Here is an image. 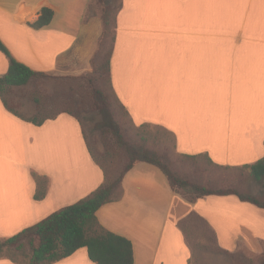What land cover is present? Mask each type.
<instances>
[{
  "label": "crops",
  "instance_id": "crops-1",
  "mask_svg": "<svg viewBox=\"0 0 264 264\" xmlns=\"http://www.w3.org/2000/svg\"><path fill=\"white\" fill-rule=\"evenodd\" d=\"M95 0H0V39L13 58L60 76H90L103 23ZM43 8L51 24L35 29ZM11 60L0 51V77ZM110 89L135 126H159L181 156L247 168L264 158V0H121ZM5 94V93H4ZM0 95V239L6 240L106 182L80 122L70 114L36 125ZM6 102V103H5ZM12 110V111H11ZM18 114V113H17ZM251 173V169H249ZM36 176L49 181L36 200ZM196 214L220 249L264 255V209L237 195L189 201L163 171L138 162L99 222L133 244L135 264H191L181 227ZM0 264H17L0 257ZM54 264H96L86 248Z\"/></svg>",
  "mask_w": 264,
  "mask_h": 264
},
{
  "label": "rangeland",
  "instance_id": "rangeland-1",
  "mask_svg": "<svg viewBox=\"0 0 264 264\" xmlns=\"http://www.w3.org/2000/svg\"><path fill=\"white\" fill-rule=\"evenodd\" d=\"M112 8L109 33L104 40L101 60L105 61L112 47L115 31V13L121 0H107ZM89 17L100 18L101 8L95 3ZM8 107L25 119H54L66 112L76 118L84 131L89 149L106 179L119 177L128 165V146L143 147L158 155L160 162L181 181H186L177 191L189 199L197 193L193 185L210 190L236 192L264 203V181H257L248 168H224L216 166L204 157H186L175 150V138L167 130L153 125L135 126L126 111L111 92L107 75L60 76L44 73L22 87H13L4 94ZM107 101L110 114H102L97 105ZM107 116L118 125V132L108 129ZM181 227L193 249L191 264H261V256L250 257L244 252L232 254L220 249L209 225L196 214L183 220ZM12 246L11 252L28 264L32 254L30 242ZM35 240L33 246H37ZM9 252L7 251L6 254Z\"/></svg>",
  "mask_w": 264,
  "mask_h": 264
},
{
  "label": "trees",
  "instance_id": "trees-1",
  "mask_svg": "<svg viewBox=\"0 0 264 264\" xmlns=\"http://www.w3.org/2000/svg\"><path fill=\"white\" fill-rule=\"evenodd\" d=\"M95 3L101 8L100 19L103 23V35L100 41L101 49L94 61V74H97L99 77L105 74L108 80H110V57L113 44L105 61H103V59L100 61V56L102 55V50L105 48L104 40L109 33V24L113 13L107 0H95ZM94 6L95 5L91 8ZM116 14L117 13H115V23ZM53 18L54 11L49 8H43L40 12L39 19L31 24V27L35 29L47 27L51 24ZM0 51L11 60L8 72L5 76L0 77V95L6 93L10 88L25 86L34 78L44 75V72L35 71L13 58L1 39ZM98 58H100V60ZM97 108L102 111V114H110V107L105 100L103 103H99ZM14 113L20 116L17 112ZM66 113L70 114L68 112ZM47 120L48 119H29L30 122L36 125H42ZM104 125L108 129L114 131L121 142H124L122 135L118 132V125L111 117L107 116ZM127 153L129 163L123 169L119 177L106 179V182L101 187L86 198L58 210L43 221L23 230L19 234L6 240L0 239V257L6 256L17 264H26L11 252V248L20 243L17 248L20 249L22 247V242L28 241L32 246V254L28 264H54L70 257L82 248L87 249L89 258L96 264H135L132 242L105 228L97 217L98 210L102 206L117 201L121 197L122 180L138 162H146L159 167L168 178L174 190L183 188L186 185V181H181L172 174L167 166L160 162L158 155L148 149L128 146ZM192 158L194 157L192 156ZM247 168L251 169V174L257 181H264V158ZM36 183L37 189L35 199L43 200L47 196L49 181L46 177L36 176ZM192 187L197 195L188 199L191 202L209 195L226 196L234 194L239 196L241 200L250 202L264 209V203L236 192H230L229 190L214 191L197 185H193ZM35 240L38 241L37 246H33ZM7 251L9 252L8 254H6ZM261 257V264H264V255Z\"/></svg>",
  "mask_w": 264,
  "mask_h": 264
}]
</instances>
